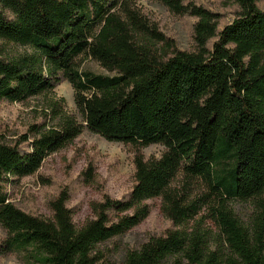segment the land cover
I'll use <instances>...</instances> for the list:
<instances>
[{
    "label": "trees",
    "instance_id": "obj_1",
    "mask_svg": "<svg viewBox=\"0 0 264 264\" xmlns=\"http://www.w3.org/2000/svg\"><path fill=\"white\" fill-rule=\"evenodd\" d=\"M161 1L197 18L195 51L175 48L133 0H0V41L26 49L0 57V103L25 102L67 80L82 119L55 103L56 125H33L15 144L0 141V254L40 264H264L261 0H232L240 10L222 30L219 15L203 6ZM82 56L111 74L81 69ZM84 128L138 151L153 144L164 151L138 152L129 198L93 202L94 217L81 227L65 190L50 202L52 218L17 207L5 185L35 174ZM153 198L182 228L137 248L107 247L149 216ZM233 201L252 202L249 225Z\"/></svg>",
    "mask_w": 264,
    "mask_h": 264
},
{
    "label": "rangeland",
    "instance_id": "obj_2",
    "mask_svg": "<svg viewBox=\"0 0 264 264\" xmlns=\"http://www.w3.org/2000/svg\"><path fill=\"white\" fill-rule=\"evenodd\" d=\"M203 6L219 15L220 30L231 23L237 16L240 7L232 0H184ZM133 5L159 30L168 37L175 48L195 51L194 25L197 18L189 13L177 14L169 10L161 0H133ZM264 10V0L258 2ZM25 48L0 41V57H15L25 52ZM81 69L95 73L111 74L97 61L82 56L78 59ZM61 99H64L62 102ZM58 103L64 113L75 115L81 122L74 100V89L67 80L56 85L53 92L37 95L22 103H0V141L15 144L22 136L29 133L33 125L46 124L51 127L59 119L53 110ZM24 150L30 149L29 142H22ZM164 148L153 144L141 150L120 142L108 141L101 135L84 128L82 133L61 150L48 156L39 170L28 177L8 182L6 192L9 199L20 209L44 218H52L50 202L62 191H67V206L73 211V220L81 227L86 220L93 218L91 204L101 201L106 195L114 199L126 200L136 183L135 155L140 152L146 158L161 156ZM91 170H90V169ZM92 173L86 174V172ZM151 213L138 226L107 247H113L115 253L119 248H137L150 236H164L175 226L162 211V200L153 198ZM239 219L249 225L254 207L251 201H233L231 203ZM207 213V212H206ZM203 212V225L216 234L217 229L210 218ZM200 217V216H199ZM191 221L184 227H193ZM6 236L0 226V241ZM0 264H40L27 260L21 255L0 254Z\"/></svg>",
    "mask_w": 264,
    "mask_h": 264
}]
</instances>
